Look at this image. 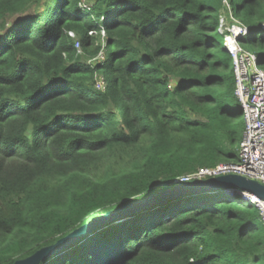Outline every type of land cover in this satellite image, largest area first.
Segmentation results:
<instances>
[{
    "label": "trees",
    "instance_id": "1",
    "mask_svg": "<svg viewBox=\"0 0 264 264\" xmlns=\"http://www.w3.org/2000/svg\"><path fill=\"white\" fill-rule=\"evenodd\" d=\"M228 4L264 69V0ZM226 13L223 0H0V264L239 161ZM240 200L156 202L37 264H264V224Z\"/></svg>",
    "mask_w": 264,
    "mask_h": 264
},
{
    "label": "built area",
    "instance_id": "2",
    "mask_svg": "<svg viewBox=\"0 0 264 264\" xmlns=\"http://www.w3.org/2000/svg\"><path fill=\"white\" fill-rule=\"evenodd\" d=\"M223 2L229 14L221 16L218 33L223 37L224 47L233 60L235 95L243 109L245 121L239 161L200 169L186 177L183 183L237 175L264 185V69L259 66L256 53L247 50L240 41L249 34L248 28L234 17L228 0ZM262 32L264 25L258 31L261 36ZM70 35L74 37L73 33ZM100 84L105 83L100 81ZM226 194L228 196L239 194L240 202L257 209L264 224V200L236 189L226 190Z\"/></svg>",
    "mask_w": 264,
    "mask_h": 264
},
{
    "label": "water",
    "instance_id": "3",
    "mask_svg": "<svg viewBox=\"0 0 264 264\" xmlns=\"http://www.w3.org/2000/svg\"><path fill=\"white\" fill-rule=\"evenodd\" d=\"M239 189L254 195L255 197L264 200V185L257 181L249 180L245 177L237 175L222 176L209 180L191 181L181 183L164 192L155 194L147 202H139L128 204L117 210L111 211L103 216L94 218L87 225L75 230L66 237L59 240L54 246L44 248L25 260H19L15 264H37L42 260L54 256L57 253L65 252L75 246H79L82 241H85L88 235L96 232L105 224H116L125 220V217L140 211L142 208L159 202L163 203L166 199L178 197L180 195L195 194V193H213L218 190H233Z\"/></svg>",
    "mask_w": 264,
    "mask_h": 264
},
{
    "label": "rangeland",
    "instance_id": "4",
    "mask_svg": "<svg viewBox=\"0 0 264 264\" xmlns=\"http://www.w3.org/2000/svg\"><path fill=\"white\" fill-rule=\"evenodd\" d=\"M87 2L88 1H86L85 3L87 4ZM262 34V36H264V32H262L261 33ZM75 37V36H74ZM76 48H78V49H80V47L78 46V45H76ZM99 59H102V57H100ZM98 87L99 88H104L105 87V84H100V85H98ZM179 181V180H178ZM178 181H174V185H173V187L174 186H176V185H178V184H181L180 183V181L178 182ZM170 188H172V187H170ZM169 188V189H170ZM167 190V189H166ZM159 193H161V192H159ZM154 197V196H153ZM242 206H244V207H247V205L246 204H242ZM181 209V211H186L187 209H189V208H186L185 206H182V208H180ZM104 225H102L101 227H103ZM96 232H93V233H91L90 235H88L87 236V238L85 239L86 241V244L87 245H89V244H92V242L99 236V234L97 233V234H95ZM82 243H84V241H82ZM81 243V244H82ZM63 253V252H62Z\"/></svg>",
    "mask_w": 264,
    "mask_h": 264
},
{
    "label": "bare ground",
    "instance_id": "5",
    "mask_svg": "<svg viewBox=\"0 0 264 264\" xmlns=\"http://www.w3.org/2000/svg\"><path fill=\"white\" fill-rule=\"evenodd\" d=\"M248 36V35H247ZM239 101V100H238ZM240 103V102H239ZM171 189V188H170ZM168 190V189H167ZM173 198H175V197H173Z\"/></svg>",
    "mask_w": 264,
    "mask_h": 264
},
{
    "label": "crops",
    "instance_id": "6",
    "mask_svg": "<svg viewBox=\"0 0 264 264\" xmlns=\"http://www.w3.org/2000/svg\"><path fill=\"white\" fill-rule=\"evenodd\" d=\"M245 122V121H244Z\"/></svg>",
    "mask_w": 264,
    "mask_h": 264
}]
</instances>
